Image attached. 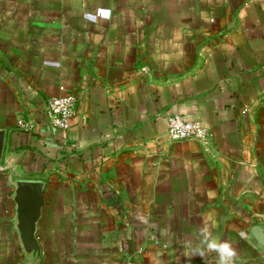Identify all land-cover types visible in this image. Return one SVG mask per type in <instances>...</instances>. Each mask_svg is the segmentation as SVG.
<instances>
[{"label":"crops","instance_id":"crops-1","mask_svg":"<svg viewBox=\"0 0 264 264\" xmlns=\"http://www.w3.org/2000/svg\"><path fill=\"white\" fill-rule=\"evenodd\" d=\"M0 130V264L17 180L46 183L41 264H264V0H0Z\"/></svg>","mask_w":264,"mask_h":264},{"label":"water","instance_id":"water-1","mask_svg":"<svg viewBox=\"0 0 264 264\" xmlns=\"http://www.w3.org/2000/svg\"><path fill=\"white\" fill-rule=\"evenodd\" d=\"M7 133L0 130V163L3 159ZM44 181L17 180L13 201L16 206L15 227L26 256V264H41L42 248L37 238L38 224L44 207Z\"/></svg>","mask_w":264,"mask_h":264},{"label":"built area","instance_id":"built-area-1","mask_svg":"<svg viewBox=\"0 0 264 264\" xmlns=\"http://www.w3.org/2000/svg\"><path fill=\"white\" fill-rule=\"evenodd\" d=\"M75 107L76 99L72 95L50 99L47 107V116L53 128L67 132L70 129ZM19 125L28 129L22 122H19ZM209 135L208 130L200 123L188 121L178 115L169 118L168 136L173 142L191 141L205 143Z\"/></svg>","mask_w":264,"mask_h":264},{"label":"clouds","instance_id":"clouds-1","mask_svg":"<svg viewBox=\"0 0 264 264\" xmlns=\"http://www.w3.org/2000/svg\"><path fill=\"white\" fill-rule=\"evenodd\" d=\"M98 14L102 15L105 19L110 16V12L107 10H98ZM91 18V14L86 13L85 19ZM243 235V233H241ZM210 250L216 251L218 255V264H233V259L236 255L235 251L230 247L228 243H210L208 245Z\"/></svg>","mask_w":264,"mask_h":264}]
</instances>
